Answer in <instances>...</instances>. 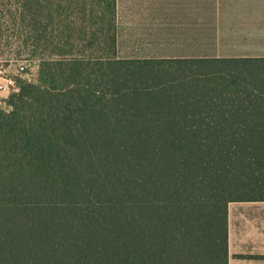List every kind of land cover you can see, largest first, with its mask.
Returning a JSON list of instances; mask_svg holds the SVG:
<instances>
[{
    "label": "trees",
    "instance_id": "obj_1",
    "mask_svg": "<svg viewBox=\"0 0 264 264\" xmlns=\"http://www.w3.org/2000/svg\"><path fill=\"white\" fill-rule=\"evenodd\" d=\"M118 0H0V264H229L264 201V58L122 59Z\"/></svg>",
    "mask_w": 264,
    "mask_h": 264
},
{
    "label": "crops",
    "instance_id": "obj_2",
    "mask_svg": "<svg viewBox=\"0 0 264 264\" xmlns=\"http://www.w3.org/2000/svg\"><path fill=\"white\" fill-rule=\"evenodd\" d=\"M117 32L122 59L264 58V0H118ZM228 220L229 264H264V201Z\"/></svg>",
    "mask_w": 264,
    "mask_h": 264
},
{
    "label": "rangeland",
    "instance_id": "obj_3",
    "mask_svg": "<svg viewBox=\"0 0 264 264\" xmlns=\"http://www.w3.org/2000/svg\"><path fill=\"white\" fill-rule=\"evenodd\" d=\"M38 61L27 60V59H6L0 61V84H6V79H16L23 78L27 80H35L37 78L38 72ZM24 66L25 70L22 71L21 67ZM10 88H5L0 90V108L8 110V107L4 103L5 96L10 92Z\"/></svg>",
    "mask_w": 264,
    "mask_h": 264
},
{
    "label": "built area",
    "instance_id": "obj_4",
    "mask_svg": "<svg viewBox=\"0 0 264 264\" xmlns=\"http://www.w3.org/2000/svg\"><path fill=\"white\" fill-rule=\"evenodd\" d=\"M21 70L24 71L25 70V67L22 66L21 67ZM6 84H0V90H3L5 88H16V84H15V81L13 79H6L5 80Z\"/></svg>",
    "mask_w": 264,
    "mask_h": 264
}]
</instances>
